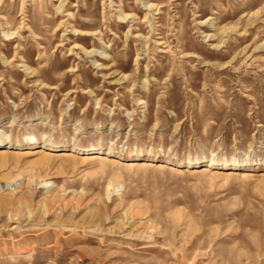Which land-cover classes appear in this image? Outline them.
<instances>
[{"label": "rangeland", "instance_id": "1", "mask_svg": "<svg viewBox=\"0 0 264 264\" xmlns=\"http://www.w3.org/2000/svg\"><path fill=\"white\" fill-rule=\"evenodd\" d=\"M0 147V264H264V0H0Z\"/></svg>", "mask_w": 264, "mask_h": 264}, {"label": "bare ground", "instance_id": "2", "mask_svg": "<svg viewBox=\"0 0 264 264\" xmlns=\"http://www.w3.org/2000/svg\"><path fill=\"white\" fill-rule=\"evenodd\" d=\"M165 41L164 40H162V39H160L159 41H158V45H164L165 46ZM162 52H166V51H162ZM0 150H4V151H6V150H9V147H0ZM36 150H38V151H35V152H33V153H43L44 152V150L42 149V148H38V149H36ZM1 152V151H0ZM17 152H19V151H17ZM27 153H29V152H27ZM63 156H70L71 155V153H63L62 154ZM82 158V157H81ZM91 157H89V155H85L84 157H83V159L84 160H87V159H90ZM96 158H99V159H101L102 161H114L115 163H119L120 161L119 160H115V159H111L109 156H107V155H96ZM151 163H144V162H142V163H137V162H131V163H129V166H138V165H150ZM160 167H168V165H166V164H160ZM171 169H173V167H171ZM210 170V165L209 166H204L203 167V169H202V171H204V172H208ZM232 174H234V175H240V176H242V177H250V176H252V174L251 173H249V172H240V171H232Z\"/></svg>", "mask_w": 264, "mask_h": 264}]
</instances>
